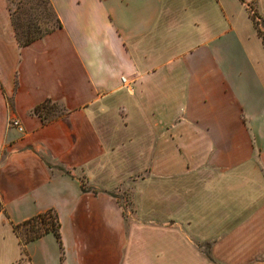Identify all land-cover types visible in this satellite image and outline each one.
<instances>
[{
    "label": "crops",
    "instance_id": "0c3cea01",
    "mask_svg": "<svg viewBox=\"0 0 264 264\" xmlns=\"http://www.w3.org/2000/svg\"><path fill=\"white\" fill-rule=\"evenodd\" d=\"M47 1L0 0V264H264V0Z\"/></svg>",
    "mask_w": 264,
    "mask_h": 264
},
{
    "label": "rangeland",
    "instance_id": "374dc122",
    "mask_svg": "<svg viewBox=\"0 0 264 264\" xmlns=\"http://www.w3.org/2000/svg\"><path fill=\"white\" fill-rule=\"evenodd\" d=\"M7 6L17 39L23 41L26 38L36 37L55 26V20L51 14L46 0H7ZM55 112H50L49 117ZM126 204L129 199L123 200ZM27 227L19 228L21 238ZM207 248H203L205 251Z\"/></svg>",
    "mask_w": 264,
    "mask_h": 264
},
{
    "label": "trees",
    "instance_id": "16d2710c",
    "mask_svg": "<svg viewBox=\"0 0 264 264\" xmlns=\"http://www.w3.org/2000/svg\"><path fill=\"white\" fill-rule=\"evenodd\" d=\"M47 1V0H46ZM48 3V1H47ZM50 7V6H49ZM51 10V8H50ZM248 12H249V17L256 29L257 34L262 38V40L264 41V34L261 32L260 30V19L258 17V15L255 13V11L251 8L250 5H248ZM52 14V12H51ZM11 19V17H10ZM55 20V19H54ZM55 25H57L56 21H55ZM13 26V25H12ZM54 27V26H53ZM14 29V27H13ZM52 29V28H51ZM49 30L44 31L43 33H41L40 35L36 36V37H31V38H26L23 41H19L17 39L16 36V32H15V37L17 39V42L19 44H26L34 39H37L39 37H41L42 35H44L45 33H47ZM57 104L54 102H50V101H45L42 104H39L37 106H35L32 110L33 113L37 114L38 116H40L42 122H47L49 121L51 118L48 117V114L51 111H55L57 110ZM81 189H83L82 184H81ZM21 227H27L26 231H24V238L20 237L19 234V228ZM58 222H57V218L56 215L52 212V211H46L44 213L41 214H37L19 224L13 225V231L15 233V235L18 238L19 244L21 245V247L28 241H31L45 233H52L53 237L56 239V241H58L59 239V235H58Z\"/></svg>",
    "mask_w": 264,
    "mask_h": 264
},
{
    "label": "built area",
    "instance_id": "2783aa9c",
    "mask_svg": "<svg viewBox=\"0 0 264 264\" xmlns=\"http://www.w3.org/2000/svg\"><path fill=\"white\" fill-rule=\"evenodd\" d=\"M122 81H123V79H122ZM13 123V125H16V122L14 121V122H12Z\"/></svg>",
    "mask_w": 264,
    "mask_h": 264
}]
</instances>
